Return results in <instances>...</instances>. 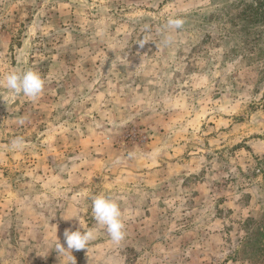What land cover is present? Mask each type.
<instances>
[{"label":"rangeland","instance_id":"obj_1","mask_svg":"<svg viewBox=\"0 0 264 264\" xmlns=\"http://www.w3.org/2000/svg\"><path fill=\"white\" fill-rule=\"evenodd\" d=\"M253 0H0V264H264Z\"/></svg>","mask_w":264,"mask_h":264},{"label":"trees","instance_id":"obj_2","mask_svg":"<svg viewBox=\"0 0 264 264\" xmlns=\"http://www.w3.org/2000/svg\"><path fill=\"white\" fill-rule=\"evenodd\" d=\"M238 16H251L252 18L262 19L264 22V0H253L241 9Z\"/></svg>","mask_w":264,"mask_h":264}]
</instances>
